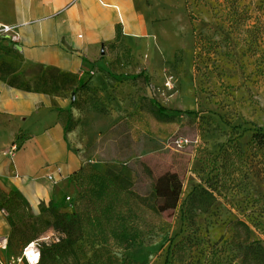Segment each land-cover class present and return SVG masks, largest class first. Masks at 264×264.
Instances as JSON below:
<instances>
[{"label": "rangeland", "instance_id": "1", "mask_svg": "<svg viewBox=\"0 0 264 264\" xmlns=\"http://www.w3.org/2000/svg\"><path fill=\"white\" fill-rule=\"evenodd\" d=\"M137 1L146 27L164 48L163 60L155 69L137 62L120 24L102 69L104 86H89L86 78L75 92L77 77L28 67L10 43L0 41V78L71 100L74 109L62 113L72 126L69 132L85 127L79 131L84 164L66 182L65 194L37 206L23 202L11 216L5 211L18 234L10 239L11 227L4 237L0 264H29L27 241L42 250L63 238L74 241L75 252L51 255L50 264H109V257L117 259L113 264L123 257L136 264H171L180 242L191 244L177 252L182 260L195 256L206 263L223 248L220 264H242V250L228 242L237 221L249 224L252 241L264 245V175L258 170L264 153L251 152L253 134L264 129V0ZM154 101L167 108L165 116H158ZM187 139H194L190 153L182 148ZM237 143L243 155H232L223 168L212 170V161L221 166V155ZM162 147L172 148L171 157L177 154L183 162L158 181L157 208L150 209L145 200L137 208L129 198L130 207L120 209L116 219L109 211L92 220L90 233L74 231L75 213L92 209L107 191L109 167L125 166L130 153ZM160 159L165 165L169 158ZM127 241L133 242L128 249Z\"/></svg>", "mask_w": 264, "mask_h": 264}, {"label": "crops", "instance_id": "2", "mask_svg": "<svg viewBox=\"0 0 264 264\" xmlns=\"http://www.w3.org/2000/svg\"><path fill=\"white\" fill-rule=\"evenodd\" d=\"M0 22L18 27L20 49L11 46L26 66L75 75L79 83L89 78V86L107 82L102 69L109 63L120 24L137 62L153 67L163 60L164 48L146 27L137 0H0ZM58 108L74 109L69 99L28 91L0 78V191L14 192L31 206L63 196L66 182L84 164L79 131L85 127L67 132ZM20 136L23 147L11 156L9 150ZM51 174L55 180L49 179ZM10 229L0 208V242Z\"/></svg>", "mask_w": 264, "mask_h": 264}, {"label": "trees", "instance_id": "3", "mask_svg": "<svg viewBox=\"0 0 264 264\" xmlns=\"http://www.w3.org/2000/svg\"><path fill=\"white\" fill-rule=\"evenodd\" d=\"M55 70V69H52ZM58 74L62 77H72L76 78L75 75L70 74H64L56 70ZM55 82V81H54ZM12 84V83H10ZM84 82H80L79 86L75 89V92L78 88L84 86ZM15 86H18L19 88L26 89L28 91H43L45 93H49L46 90H43L39 86H31L30 83H22V84H12ZM75 100V99H74ZM156 105V113L159 117H163L166 115V112L168 111L166 107L162 106L158 102L154 101ZM59 111V114L62 116V113L65 110H62L60 108L57 109ZM71 111V110H70ZM72 129V126L70 125V121L66 123L65 130L69 132ZM116 130H118V127L114 128L111 131L114 133ZM148 137L147 135L142 136V138ZM150 137V136H149ZM151 140H155L151 138ZM188 143L183 145V149H187V152L190 153L194 146V139H187ZM253 146L251 148V152L254 154L255 157H257L258 152L263 151L264 153V129L259 128L252 137ZM100 144H97V146ZM230 150H225L224 155H221L223 158V164L221 166H216V159L212 161L211 169L216 170L218 168H223L226 164V158L234 156H242L243 152H241V148L239 144L237 143L234 146H231L229 148ZM171 154H173L172 148H165L162 147L161 149H154L149 151H144L140 153H130L124 158L126 162L125 166L122 165L120 167L113 166L109 167L108 170L105 173V177L108 178V188L107 191H103L100 193V196L94 203L92 209H87L83 212H76L75 216L72 219L71 227L74 228V231L77 232L80 236L84 235L85 232H89L88 225L94 224L92 220H99L104 215L111 211V216L115 219L117 216H119L120 209L130 207L129 205V198H133V203H135V206L139 208L140 203L143 202V200L146 201L145 204H148V207L151 209L157 208L159 205L158 201V181L160 178L167 172H173L175 169L180 168V164L183 162L182 159H179V155H175L171 157ZM168 157V162H165V165L161 163V156ZM133 157H136L134 160H132ZM264 157V155H263ZM186 159L191 160V156H187ZM167 160V158H166ZM261 167L258 168L259 172H261L264 175V158L262 159ZM164 166V167H163ZM123 168H126V174L123 173ZM161 169V170H160ZM257 169L252 171L254 172ZM185 171V169H184ZM220 172L218 171L217 175H215V182L211 185L213 188V193L215 190H217V187L220 183L219 179ZM143 189H146V192H143ZM215 189V190H214ZM202 192H206V190H202ZM144 201V202H145ZM23 200L21 197L14 193H4L0 191V208L4 211H8L9 215L11 216L13 213L16 212V210L23 206ZM164 216L169 218V213L164 209ZM116 224V223H115ZM10 225L12 227L11 229V237L10 239L14 238L18 234V227L15 225L14 221L10 218ZM121 226L120 224H118ZM94 227V226H93ZM98 229V227H95ZM118 228H126V227H118ZM227 242V241H226ZM231 243L233 247L238 248L239 250H242V257L243 261L242 264H264V245L260 242L252 241V228L249 224H247L244 221H237L236 222V229L235 234L231 241H228ZM132 241H127L126 248H130L132 246ZM30 245V241H27L25 243V248ZM191 244H188L186 242H180L174 246L173 252H172V262L171 264H220V259L218 258V252L222 249L218 248L216 249L217 253H214L213 257H211V260H207L206 263H202L200 259H198L195 256H189L187 259L182 260L180 255H178L177 252L184 250L185 252L190 248ZM67 250L71 252H75L74 248V241L63 238L59 242H53L51 246L44 245L41 250V260L39 264H50L49 258L51 255H60L61 253H66ZM177 253V254H176ZM209 258V257H208ZM117 259L108 258L107 262L109 264H113ZM87 264H90L87 263ZM120 264H136L134 261L129 259L128 257H123L121 259Z\"/></svg>", "mask_w": 264, "mask_h": 264}, {"label": "built area", "instance_id": "4", "mask_svg": "<svg viewBox=\"0 0 264 264\" xmlns=\"http://www.w3.org/2000/svg\"><path fill=\"white\" fill-rule=\"evenodd\" d=\"M20 32L16 25L6 24L0 22V41H5L10 43L13 48L17 51L20 49ZM24 141L23 137H19L11 146L9 154L14 156L23 147ZM58 174L62 175V171L59 169ZM50 180H55L54 176L51 174L48 176ZM4 245L0 244V249L5 250L7 247V239L3 240ZM1 242V243H3ZM24 258L29 264H39L41 260V250L35 244H30L24 250Z\"/></svg>", "mask_w": 264, "mask_h": 264}, {"label": "bare ground", "instance_id": "5", "mask_svg": "<svg viewBox=\"0 0 264 264\" xmlns=\"http://www.w3.org/2000/svg\"><path fill=\"white\" fill-rule=\"evenodd\" d=\"M141 46H143V45H141ZM152 68L155 69V68H158V66L156 65V66H153Z\"/></svg>", "mask_w": 264, "mask_h": 264}, {"label": "water", "instance_id": "6", "mask_svg": "<svg viewBox=\"0 0 264 264\" xmlns=\"http://www.w3.org/2000/svg\"><path fill=\"white\" fill-rule=\"evenodd\" d=\"M74 99H75V97H74Z\"/></svg>", "mask_w": 264, "mask_h": 264}]
</instances>
